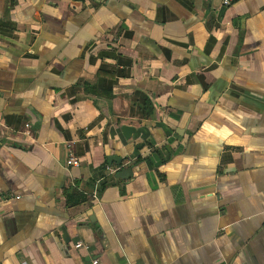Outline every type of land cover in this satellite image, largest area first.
Segmentation results:
<instances>
[{"label": "crops", "instance_id": "0c3cea01", "mask_svg": "<svg viewBox=\"0 0 264 264\" xmlns=\"http://www.w3.org/2000/svg\"><path fill=\"white\" fill-rule=\"evenodd\" d=\"M0 264H264V0H0Z\"/></svg>", "mask_w": 264, "mask_h": 264}, {"label": "trees", "instance_id": "16d2710c", "mask_svg": "<svg viewBox=\"0 0 264 264\" xmlns=\"http://www.w3.org/2000/svg\"><path fill=\"white\" fill-rule=\"evenodd\" d=\"M99 72L100 74H105L109 78H111L110 77L111 72L105 69L104 67ZM83 90L84 92L88 94H92L96 96L109 97L111 95L110 90L104 91L103 88L99 89L98 87L92 86L88 83L83 85ZM153 113H154V108H153L151 100L147 96L143 97V103L141 105V114L144 116V118H148V117H152ZM65 195H66L68 203L72 205H78V204L87 202V200H89L88 194L83 191L77 192V191L66 190Z\"/></svg>", "mask_w": 264, "mask_h": 264}, {"label": "water", "instance_id": "95a60500", "mask_svg": "<svg viewBox=\"0 0 264 264\" xmlns=\"http://www.w3.org/2000/svg\"><path fill=\"white\" fill-rule=\"evenodd\" d=\"M133 129H134L133 127L128 126V125H123L122 126V132L127 137L130 136V134L132 133ZM107 160H108V162L110 164H112V162L114 161L118 167H120L121 163H122V158L118 157V156H115V155H109L107 157ZM132 174H133V172H132L131 168H121L120 167L119 170L116 172L115 176L117 178H120V179H127ZM61 231H62V237H63L64 241L68 242L69 241V237L67 236L66 230L62 229Z\"/></svg>", "mask_w": 264, "mask_h": 264}, {"label": "built area", "instance_id": "2783aa9c", "mask_svg": "<svg viewBox=\"0 0 264 264\" xmlns=\"http://www.w3.org/2000/svg\"><path fill=\"white\" fill-rule=\"evenodd\" d=\"M236 1H238V0H222V5L223 6H229ZM66 163L69 166H79V164H80L79 160L74 155H70V157ZM81 245H82L81 243H78L77 247H81ZM96 262H97V260L94 261V263H96Z\"/></svg>", "mask_w": 264, "mask_h": 264}]
</instances>
